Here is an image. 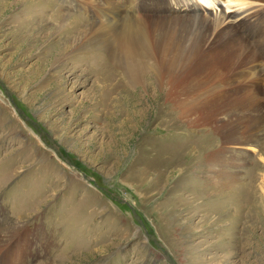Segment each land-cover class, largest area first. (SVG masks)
<instances>
[{
	"label": "rangeland",
	"instance_id": "1",
	"mask_svg": "<svg viewBox=\"0 0 264 264\" xmlns=\"http://www.w3.org/2000/svg\"><path fill=\"white\" fill-rule=\"evenodd\" d=\"M231 2L167 4L205 20L222 10L239 21L253 13ZM165 4L158 7L170 16ZM82 6L0 0V264H264V121L240 178L230 186L212 177L208 154L221 137L211 125H191L168 99L166 84L154 81L148 46L137 43L132 82L102 48L87 50L103 52L101 62L84 52L55 62L81 37L82 21L105 22ZM194 20L188 29L199 32ZM229 44L210 55L226 73L239 48ZM160 58L169 64L165 52ZM195 60L174 83L175 97L184 90L196 97L198 83L219 79L207 60ZM176 71L167 66L165 83ZM240 129L228 127L231 135Z\"/></svg>",
	"mask_w": 264,
	"mask_h": 264
},
{
	"label": "bare ground",
	"instance_id": "2",
	"mask_svg": "<svg viewBox=\"0 0 264 264\" xmlns=\"http://www.w3.org/2000/svg\"><path fill=\"white\" fill-rule=\"evenodd\" d=\"M107 1V7L104 8L94 0H77L79 6L88 7L85 10L89 15L92 14L93 18L103 16L105 22L103 26H100L95 20L84 19L85 21L81 24L86 29L80 31L79 40L73 41L70 45L72 53L71 51L59 52L55 62L61 63L69 54L79 57L78 55L84 53H86L84 57L98 55L97 61L101 62L104 57L103 52L87 53V50L89 46L102 48L132 82L135 77L134 70L140 66L137 43L148 46L146 54L150 59V67L153 69L154 81L158 85L166 84L165 94L168 99L170 101L172 99L171 102L177 104L182 116L191 125L194 127L211 125L221 137L220 148L208 154V161H211L209 171L212 177L224 178L230 186L233 185L240 178L239 167L247 165V151L254 149V141L261 127L260 122L264 121V0H228L234 1L239 8L244 4L252 9L253 13L240 21L234 14H226L223 10L219 14H213V17L208 18L209 20L197 14L171 12L167 2L172 0ZM174 2L178 4L179 0ZM160 3H166V10L170 11V16L164 15L167 13H164L163 8L158 7ZM117 10L124 14L123 19L117 18ZM107 12L108 15H106ZM196 18H199L202 24L199 32L188 29V23L196 22L194 20ZM60 19L65 21L67 17L63 14ZM73 21L71 19V24ZM243 24H246L245 28ZM167 25L177 35L171 34ZM112 26H116L115 30ZM137 34L141 36L140 42H137ZM227 40L231 41L229 45L236 44L239 47L236 57L230 63L233 70L229 73L224 71L225 65L220 59L210 56H216L218 52L216 50L228 46L225 45ZM65 43L68 42L65 41ZM161 51L165 52L169 58V64L167 60L160 58ZM38 53L34 67L36 71L45 64L49 51L45 49ZM196 57L207 60L203 63L212 66L219 75V79L208 84L198 83L197 86L201 87V90L198 89L196 97L193 98L189 95V90H184L183 94L187 95L188 102L184 104L181 101L184 98L183 94L175 97L173 85L183 75L192 73L196 62H199L195 60ZM259 61H263L260 67L257 63ZM167 66L171 70L177 68L169 84L163 80V72ZM222 73L226 75V78H221ZM56 78L58 82L65 83L61 74H57ZM46 84H50L48 80ZM245 96L248 98L246 99ZM220 115L222 117L218 118ZM231 126L241 128L242 133L237 132L231 135L228 130Z\"/></svg>",
	"mask_w": 264,
	"mask_h": 264
},
{
	"label": "water",
	"instance_id": "3",
	"mask_svg": "<svg viewBox=\"0 0 264 264\" xmlns=\"http://www.w3.org/2000/svg\"><path fill=\"white\" fill-rule=\"evenodd\" d=\"M15 107H16V106H15ZM16 108H17V107H16ZM150 237H151V239H153V240L155 241V239H154V236H153V235H150ZM154 243L157 245V247H160V244H159V243H157V241H155ZM165 253H166V254H169V253H168V251H166V250H165Z\"/></svg>",
	"mask_w": 264,
	"mask_h": 264
}]
</instances>
